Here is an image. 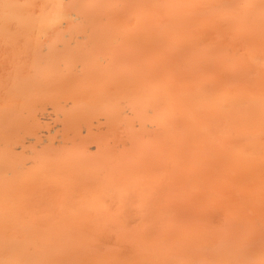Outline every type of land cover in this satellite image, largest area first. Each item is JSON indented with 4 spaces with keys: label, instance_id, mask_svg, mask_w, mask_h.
Wrapping results in <instances>:
<instances>
[{
    "label": "bare ground",
    "instance_id": "bare-ground-1",
    "mask_svg": "<svg viewBox=\"0 0 264 264\" xmlns=\"http://www.w3.org/2000/svg\"><path fill=\"white\" fill-rule=\"evenodd\" d=\"M0 264H264V0H0Z\"/></svg>",
    "mask_w": 264,
    "mask_h": 264
}]
</instances>
